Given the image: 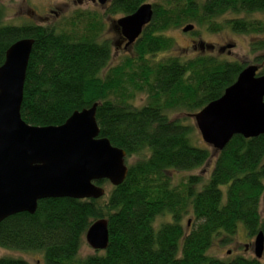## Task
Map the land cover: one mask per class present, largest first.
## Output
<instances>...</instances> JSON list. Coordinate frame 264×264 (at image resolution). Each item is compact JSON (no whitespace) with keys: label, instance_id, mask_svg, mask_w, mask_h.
<instances>
[{"label":"trees","instance_id":"1","mask_svg":"<svg viewBox=\"0 0 264 264\" xmlns=\"http://www.w3.org/2000/svg\"><path fill=\"white\" fill-rule=\"evenodd\" d=\"M147 1L110 0L106 12L130 15ZM153 5V19L129 47L132 53L115 65L111 60L117 45L103 38L104 15L76 12L62 24H14L6 21L7 10L0 5V67L14 42L35 40L22 118L35 126H57L97 103L100 137L127 152L129 168L125 181L112 186L107 196L46 198L33 214L7 217L0 222V247L40 252L45 264H264L256 257L210 254L217 241H234L240 223L249 237L264 234V134L235 135L216 151L207 179L190 174L176 183L174 176L203 167L213 152L193 141L191 124L170 114H196L221 97L247 64L201 51L190 58H157L174 44L165 34L168 29L187 22L212 32L230 27L260 37L251 44L263 75L264 0H164ZM255 13L262 17H248ZM228 14L237 17L217 20ZM142 92L146 102L138 106L134 100ZM189 214L195 223L187 230L183 218ZM161 215L171 220L156 226ZM103 218L108 220L107 248L81 255L87 230ZM0 264L31 263L0 257Z\"/></svg>","mask_w":264,"mask_h":264},{"label":"water","instance_id":"2","mask_svg":"<svg viewBox=\"0 0 264 264\" xmlns=\"http://www.w3.org/2000/svg\"><path fill=\"white\" fill-rule=\"evenodd\" d=\"M98 2L106 5L108 0ZM153 15V3L146 2L114 21L127 40L125 48L137 41ZM194 29L190 23L182 30ZM34 41L21 38L14 42L0 67V222L20 212L35 213L38 202L46 198L99 199L106 190L98 181L118 186L129 172L127 152L100 137L97 103L76 110L57 126H35L22 118ZM193 116L203 140L216 151H222L235 135L253 138L264 134V74H259V66L246 65L221 97ZM85 240L94 250L106 249L108 220L95 221ZM254 253L258 259L264 255L262 231L255 237Z\"/></svg>","mask_w":264,"mask_h":264},{"label":"rangeland","instance_id":"3","mask_svg":"<svg viewBox=\"0 0 264 264\" xmlns=\"http://www.w3.org/2000/svg\"><path fill=\"white\" fill-rule=\"evenodd\" d=\"M164 0H148L149 3H162ZM204 1V0H200ZM0 5L7 10L6 21L8 23L21 24L24 22H35L38 24H60L64 22L66 18H70L75 15L76 12H95L100 15H104L105 29L103 32V38L109 39L115 44L116 32L112 27L114 21L121 18V14H109L106 12L110 5L108 0L106 5H102L98 0H0ZM248 15V14H247ZM246 14H239L238 16H246ZM233 14H228L223 17H219L218 21H223ZM234 17H237L235 15ZM248 17H262L261 14H250ZM192 23L195 25V29L190 32H184L182 29L185 25ZM187 22L177 28H171L165 31V34L171 37L174 41L173 46L160 53L157 58L164 57H185L190 58L196 56L200 51L201 54H213L220 59L229 61H239L241 63L250 65L257 63L254 61L256 54L252 51V42H256L260 37L254 35H243L233 31L230 27H225L218 32H212L207 29L206 26H199L195 22ZM62 24V23H61ZM263 37V36H262ZM203 43V48L202 44ZM210 45L211 47H208ZM231 45V47H229ZM202 49V50H201ZM131 52L130 50L118 48L113 46V56L111 65L119 63L122 58ZM132 53V52H131ZM147 95L145 93H138L134 102L138 106H142L146 102ZM171 118H183L185 123H189L193 126V141L201 146L208 147L213 156L207 164L203 167L193 171L186 172H174L175 182L178 183L190 174L202 175L207 179L213 169L216 159V150L209 144H207L196 125L193 115H189L186 112H174L170 114ZM136 158H132L129 163L135 161ZM103 187L106 190V196L110 193L112 185L110 182H106ZM104 195V196H105ZM261 212L264 216V198L261 202ZM170 216H158L155 221V225L159 226L165 221H170ZM194 218L191 214L186 215L183 218V224L187 230H190L194 225ZM255 236L249 237L247 235L244 224L240 223L236 234L234 235V241L222 245L218 241L210 249V254L219 257H234L236 255H243L246 257H255L254 242ZM95 250L85 241L82 247L81 255L93 254ZM230 252V253H229ZM0 257H14L24 258L31 264H45L43 255L40 252L22 251L16 249H9L0 247ZM264 263V258H261Z\"/></svg>","mask_w":264,"mask_h":264},{"label":"flooded vegetation","instance_id":"4","mask_svg":"<svg viewBox=\"0 0 264 264\" xmlns=\"http://www.w3.org/2000/svg\"><path fill=\"white\" fill-rule=\"evenodd\" d=\"M114 29H115V32H116V34H117V36H116V40H115V43H116V45H117V47L118 48H121V47H123V49H126V50H129V47L131 46H128L127 48H125V45H126V43H127V40L124 38V36L122 35V32H121V30L119 29V28H116L115 27V24L112 26ZM136 42V41H135ZM134 42V43H135ZM133 43V44H134Z\"/></svg>","mask_w":264,"mask_h":264}]
</instances>
